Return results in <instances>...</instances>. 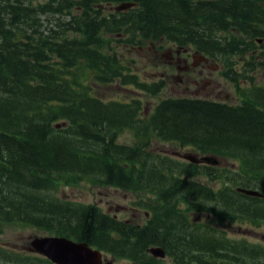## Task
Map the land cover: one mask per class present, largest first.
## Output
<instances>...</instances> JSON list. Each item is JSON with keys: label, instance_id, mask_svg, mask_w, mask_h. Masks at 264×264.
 <instances>
[{"label": "trees", "instance_id": "16d2710c", "mask_svg": "<svg viewBox=\"0 0 264 264\" xmlns=\"http://www.w3.org/2000/svg\"><path fill=\"white\" fill-rule=\"evenodd\" d=\"M131 1L124 11H105ZM50 18L52 25H43ZM257 40L264 57V0H0V233L8 224L32 225L126 256L160 245L177 264H264V245L190 218L203 212L220 223L263 221L264 197L234 188L264 193V86L244 92L228 62L253 51ZM148 43L221 58L239 102L168 96L144 116L140 99L97 95L94 82L133 84L151 96L161 91L163 81L130 73L118 49ZM124 130L134 137L130 145L116 142ZM156 138L236 165L180 161L152 149ZM199 174L228 185L214 189L196 180ZM81 180L154 194L158 231L148 235L54 194ZM45 263L53 264L0 245V264Z\"/></svg>", "mask_w": 264, "mask_h": 264}, {"label": "rangeland", "instance_id": "374dc122", "mask_svg": "<svg viewBox=\"0 0 264 264\" xmlns=\"http://www.w3.org/2000/svg\"><path fill=\"white\" fill-rule=\"evenodd\" d=\"M115 5V4H113ZM107 12H112L113 10L107 8ZM50 20H44L43 25H50ZM53 19L51 21V25ZM257 42V41H256ZM171 43H165L163 47L158 48L157 45L148 43V48L140 44L134 46L121 45L119 52L123 54L125 59L129 60V65L131 67L130 73H135L137 77L146 82H153L159 79H164L162 90L155 96L145 94L135 85L131 84H120L115 81L109 85L98 86L94 82V88H96V93L105 100L115 99L119 101H129L131 99H140L142 112L144 116H147L152 110L153 106L161 98L168 96H188L191 97L193 94L196 97L208 98L220 102H227L230 104H236L239 101L238 91L236 84L232 83L224 78L223 71L228 68V66L221 60V58L215 57L214 60L218 63V68L211 70L209 76L204 75V77H185L182 83L178 79L171 77L172 74H176V69L173 64H169V59L165 56H162L169 48H174ZM154 46V48H152ZM260 50L257 52L259 53ZM252 55V57H250ZM248 56V57H246ZM257 54L250 53L245 51L243 55L236 54L235 57H232L228 62H232V67L234 71L238 74H235L236 80L239 79L238 83L241 81H247V83H242V88L244 92L247 91L251 85L255 84L260 86L264 84V65H261L257 60ZM264 61V57H263ZM201 63L198 64L200 68ZM174 67V68H173ZM199 69L190 70L197 71ZM163 73H167L168 77L161 76ZM206 76V77H205ZM210 78L211 83L204 85V79ZM238 78V79H237ZM187 82L189 90H185V83ZM250 85V86H249ZM200 87H204L203 89ZM198 90L199 94H196L194 91ZM193 92V94H192ZM228 95L229 98L226 99L225 96ZM62 122V121H58ZM134 141V137L129 130H124L120 132L117 136L116 142L120 144H131ZM150 147L154 150H158L163 153H168L169 155L178 158L172 153L174 151H180L183 153L190 152L195 153L199 151L193 147L185 146L180 147L174 142L164 141L161 139H153ZM180 159V158H178ZM226 167L235 166L236 162L234 159L228 158L224 160L223 163ZM200 179L201 181L211 183L214 189L223 188L228 185V183H223L220 180L213 181L207 179L204 175H197L196 180ZM208 181H207V180ZM56 196H60L64 199H68L77 203H84L93 205L99 203L102 207H108L110 204L115 203H125L132 202L135 199V192H130L121 189H115L114 187H103L97 186V184H90L86 180H81L75 185H64L58 188L54 192ZM141 195L145 197L153 196L154 194L150 192H140ZM126 195V197H125ZM264 206V204H261ZM122 214V213H121ZM119 214V216H121ZM198 216V218H196ZM190 218L197 219L203 224H208L216 229L222 230L225 232L227 237L233 239H244L249 242L262 244L264 245V217L260 216V219L263 221L257 225H251L249 222L243 219H236L233 222L226 220L224 223H220L215 218L204 220L205 214L203 212L197 214H191ZM47 231V230H46ZM44 231L40 227H35L32 225H6L3 229V232L0 233V245L7 246L10 249L21 250L27 249L30 244L31 239L34 236H42L50 234L49 231ZM206 260V259H205ZM166 261L168 264H171V260L167 257ZM264 262V259H260ZM119 264H123V258H119ZM257 262V261H255ZM254 263V262H252ZM46 264V263H45Z\"/></svg>", "mask_w": 264, "mask_h": 264}, {"label": "flooded vegetation", "instance_id": "af4514ba", "mask_svg": "<svg viewBox=\"0 0 264 264\" xmlns=\"http://www.w3.org/2000/svg\"><path fill=\"white\" fill-rule=\"evenodd\" d=\"M255 45L257 47H255V49L251 52L254 54L256 53L258 55L257 56L258 62L262 63L263 55L261 54V52L257 53L259 50L261 51V48H258L259 41H257ZM152 48L154 47L152 46ZM162 56H165L166 58L169 59V64L174 65L177 73L172 74L171 77L178 79L180 83L184 81L183 79L185 77H199L200 78V77H204L205 74L209 76L211 73H213L212 71L209 70V68L211 70H215L218 68V63L217 61L214 60V58L209 57V56L208 57L200 56L196 51L191 50L188 47L182 48V49L169 48L166 52L162 54ZM199 63H201L200 68H198ZM195 69H199L198 72L190 71V70H195ZM161 76L168 77V74L163 73ZM243 82L247 83L246 80ZM203 83L204 85L210 84L211 83L210 78L204 79ZM185 84L186 85L184 89L189 90V86L187 82ZM200 88L203 89L204 87H200ZM194 92L196 94H199L198 90H195ZM225 98L228 99L229 96L226 95ZM115 189L118 190L119 188H115ZM93 205L100 208L105 214L111 216L115 220L123 221L126 224H131L134 226L145 227V231L147 232L148 235L150 233L158 231L155 228L157 226V223H155L153 220V208L154 206L157 205V202H154L153 205H147L146 207H140L137 204V201L135 199H133L132 202H125L121 204L115 203L113 205L110 204L107 208L102 207V205L99 203H95ZM159 205L161 206L162 203H159ZM119 214H121V216H119ZM118 252L116 253L104 252L105 253L104 260L108 264H119L121 262H118V259L123 258V264H142L143 260H139V258L144 257L145 259H150L152 257L147 252V249L145 251H139V250L129 251L127 252L129 256L118 254ZM36 256L43 259L42 256H38V255ZM166 258L162 259L161 262L163 264H168L166 261ZM168 258L171 260V264H175L174 261L170 257Z\"/></svg>", "mask_w": 264, "mask_h": 264}, {"label": "water", "instance_id": "95a60500", "mask_svg": "<svg viewBox=\"0 0 264 264\" xmlns=\"http://www.w3.org/2000/svg\"><path fill=\"white\" fill-rule=\"evenodd\" d=\"M133 5V2H122L114 5L113 9L115 11H121ZM59 125L60 124H56L57 127H59ZM61 125H65V123ZM174 154L188 160L190 163L205 162L212 165H219L222 163L220 156L212 154L204 156L190 152H174ZM236 190L252 196H262V193L256 189L237 187ZM27 250L43 255L55 264H101L103 257L99 249L93 248L87 242L77 241L63 235L34 236ZM147 251L154 257L165 256V251L160 246H150L147 248Z\"/></svg>", "mask_w": 264, "mask_h": 264}, {"label": "bare ground", "instance_id": "6f19581e", "mask_svg": "<svg viewBox=\"0 0 264 264\" xmlns=\"http://www.w3.org/2000/svg\"><path fill=\"white\" fill-rule=\"evenodd\" d=\"M131 2H133V1H131ZM120 3H122V2H120ZM134 3V2H133ZM116 5V4H115ZM134 5H135V3H134ZM133 5V6H134ZM113 6L114 5H111V6H109V9H111V10H113V11H115L114 9H113ZM132 7V6H131ZM130 8V7H129ZM128 9V8H127ZM126 10V9H125ZM121 11H124V10H121ZM116 12H119V11H116ZM248 27V26H247ZM181 258V257H180ZM179 261V260H178ZM181 261V260H180ZM148 264V263H147Z\"/></svg>", "mask_w": 264, "mask_h": 264}]
</instances>
